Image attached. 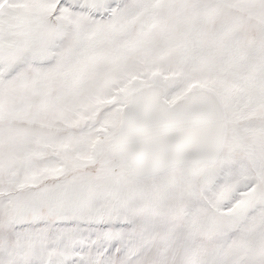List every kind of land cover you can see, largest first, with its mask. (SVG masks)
<instances>
[{"label":"snow or ice","instance_id":"1","mask_svg":"<svg viewBox=\"0 0 264 264\" xmlns=\"http://www.w3.org/2000/svg\"><path fill=\"white\" fill-rule=\"evenodd\" d=\"M0 264H264V0H0Z\"/></svg>","mask_w":264,"mask_h":264}]
</instances>
